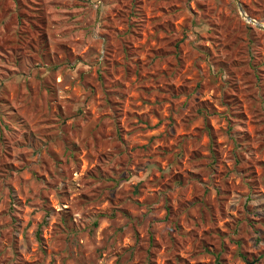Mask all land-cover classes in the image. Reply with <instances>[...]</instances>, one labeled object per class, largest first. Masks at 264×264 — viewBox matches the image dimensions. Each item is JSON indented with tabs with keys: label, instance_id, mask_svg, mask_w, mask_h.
<instances>
[{
	"label": "rangeland",
	"instance_id": "rangeland-1",
	"mask_svg": "<svg viewBox=\"0 0 264 264\" xmlns=\"http://www.w3.org/2000/svg\"><path fill=\"white\" fill-rule=\"evenodd\" d=\"M264 0H0V264H264Z\"/></svg>",
	"mask_w": 264,
	"mask_h": 264
},
{
	"label": "water",
	"instance_id": "water-1",
	"mask_svg": "<svg viewBox=\"0 0 264 264\" xmlns=\"http://www.w3.org/2000/svg\"><path fill=\"white\" fill-rule=\"evenodd\" d=\"M239 9H240L241 15L245 18V20H247L248 22H254L257 26L264 28V26L260 25L257 21H255V20L251 19L249 16H247L246 13L244 12V10H242L241 8H239Z\"/></svg>",
	"mask_w": 264,
	"mask_h": 264
}]
</instances>
